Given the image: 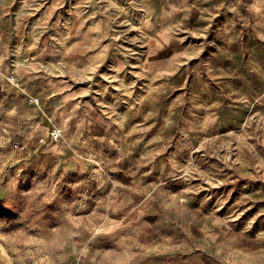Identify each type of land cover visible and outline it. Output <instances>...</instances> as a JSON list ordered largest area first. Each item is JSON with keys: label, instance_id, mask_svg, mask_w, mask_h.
Wrapping results in <instances>:
<instances>
[{"label": "rangeland", "instance_id": "374dc122", "mask_svg": "<svg viewBox=\"0 0 264 264\" xmlns=\"http://www.w3.org/2000/svg\"><path fill=\"white\" fill-rule=\"evenodd\" d=\"M262 6L0 0V264H264ZM228 13L242 50L236 68L251 72L253 99L238 122L225 116L218 135L206 114L214 112L215 87L222 104L231 99L214 78L224 62L217 53L234 32L223 23ZM17 65L69 85L78 107L68 130L55 121L33 133L40 116L29 102L42 88ZM180 131L189 133L186 145ZM149 148L165 167L156 176L175 214L173 229L151 238L153 254L142 261L147 245L134 257L116 246L125 229L78 225L112 184L115 170L107 168L146 163ZM92 243H104V255L91 254Z\"/></svg>", "mask_w": 264, "mask_h": 264}, {"label": "crops", "instance_id": "0c3cea01", "mask_svg": "<svg viewBox=\"0 0 264 264\" xmlns=\"http://www.w3.org/2000/svg\"><path fill=\"white\" fill-rule=\"evenodd\" d=\"M256 9L261 20L264 21V6L257 7ZM223 23L225 28L234 32L232 33L233 37L231 35L226 36L227 40L223 44L224 48L217 53L218 57H223L224 62L216 65L214 78H216V83L222 82L224 84V87L229 91L231 99L227 105L222 104L215 87L214 94L216 100H214V112L212 115L206 114L209 120L214 121L213 125L215 128L212 130L214 131L213 133L216 131L218 135L221 133V129L219 128L224 122L225 116L229 115L231 122H238L237 115H247V108L251 107L250 102L253 99V94L249 90L252 81L248 75L251 72L245 68L243 72L242 68L241 70L240 68H236L235 59L242 54V50H240L238 45L235 21L228 13L225 14ZM3 61L4 59H2L0 54V65L3 64ZM16 70L20 75L35 73L37 79L39 77L40 82L37 85L39 89L42 88L41 94L43 96L37 95L33 103H30L28 100L30 105L35 106L36 114L40 116V119L36 120L37 122L35 121L33 133L36 135L43 134L47 128H50L51 123L55 121H58L64 129L68 130L74 108L78 107L76 98H72V89L69 88V85L50 79L46 71L36 69L34 72L33 69H29L28 67L19 68V66L16 67ZM235 70L239 72H234ZM259 70L261 76L264 75L263 65H261ZM240 76L243 79H240ZM204 85L209 89V85L205 83ZM259 96L261 104H264V81L261 82ZM243 109L244 112L241 111ZM189 116H191V119L194 118L193 115ZM202 119H206V117ZM180 132L182 142L186 145L188 141L185 139L188 138L189 133ZM123 147L124 149H131L133 152L137 151L141 153L140 147L125 146L124 144ZM127 152L129 151H125V154ZM146 154V160H149L146 163L135 161L113 163L111 164L113 166L111 169L107 168L108 170H115L113 174L115 178L112 180V184L110 181L106 182L108 190H104L105 193L102 196H95L98 204L92 206L85 213L81 226L78 225L82 229H125L126 235L123 236L116 246L124 253V256L134 257L133 254H136L135 251L137 249H141L144 252L142 247L147 245L148 252L141 258L142 261L150 259L153 254L151 252V244L149 243L151 238L157 237L162 233L161 229H173V215L175 214L171 205L172 198L166 193V188L164 190V182L160 181L163 178L160 179L156 176V170L161 171L165 167L161 166L159 168L157 166L155 163L156 157H153L155 154L151 148H149ZM165 174L167 175V173ZM99 202H104V205H99ZM91 248L93 250L91 254H95L96 256L104 255V243H92ZM91 254L90 256H93Z\"/></svg>", "mask_w": 264, "mask_h": 264}, {"label": "built area", "instance_id": "2783aa9c", "mask_svg": "<svg viewBox=\"0 0 264 264\" xmlns=\"http://www.w3.org/2000/svg\"><path fill=\"white\" fill-rule=\"evenodd\" d=\"M61 130L60 129H53L51 132V135L54 139H60L61 138Z\"/></svg>", "mask_w": 264, "mask_h": 264}, {"label": "bare ground", "instance_id": "6f19581e", "mask_svg": "<svg viewBox=\"0 0 264 264\" xmlns=\"http://www.w3.org/2000/svg\"><path fill=\"white\" fill-rule=\"evenodd\" d=\"M61 130H62V128H61Z\"/></svg>", "mask_w": 264, "mask_h": 264}]
</instances>
